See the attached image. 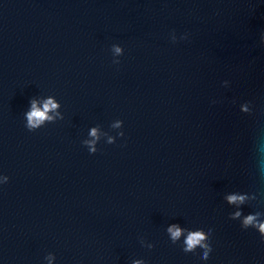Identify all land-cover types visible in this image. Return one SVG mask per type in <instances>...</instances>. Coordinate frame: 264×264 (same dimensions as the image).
<instances>
[{
	"label": "water",
	"instance_id": "95a60500",
	"mask_svg": "<svg viewBox=\"0 0 264 264\" xmlns=\"http://www.w3.org/2000/svg\"><path fill=\"white\" fill-rule=\"evenodd\" d=\"M257 213L264 0H0V264H264Z\"/></svg>",
	"mask_w": 264,
	"mask_h": 264
},
{
	"label": "clouds",
	"instance_id": "9594fccd",
	"mask_svg": "<svg viewBox=\"0 0 264 264\" xmlns=\"http://www.w3.org/2000/svg\"><path fill=\"white\" fill-rule=\"evenodd\" d=\"M117 52L120 51L119 48L116 49ZM57 107V105L51 100L49 99L45 104H44V108L43 110L37 108L36 103L32 102V107H31V111L28 112L27 115V119H28V126L29 128H35L37 127L39 124H41L45 119H51V117L47 116V112L49 110H53ZM247 110V109H245ZM92 136L96 135V130L93 129L91 132ZM94 151V149H92ZM226 200L229 204H235V205H240L243 204L246 200V196L244 195H228L226 197ZM259 214H255V215H248L246 217H244L243 219V226L244 227H248V226H253L256 227L259 232L264 235V222H260L257 220V216ZM240 216V212H236L233 215V218H238ZM168 231L171 234V237L173 240H176L180 237L181 235V229L175 225H173L172 227H170L168 229ZM206 239V236L203 232H191L189 233L185 243L187 245V247L185 248V251H191L193 250L196 246H201L204 247L205 249H207L204 253V258L206 259L208 256V251H210L208 245L204 244L203 241Z\"/></svg>",
	"mask_w": 264,
	"mask_h": 264
}]
</instances>
